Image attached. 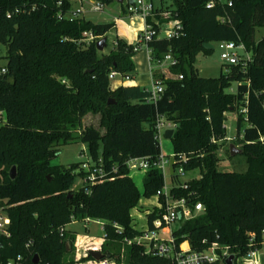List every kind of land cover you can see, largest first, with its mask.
<instances>
[{"label": "trees", "instance_id": "trees-1", "mask_svg": "<svg viewBox=\"0 0 264 264\" xmlns=\"http://www.w3.org/2000/svg\"><path fill=\"white\" fill-rule=\"evenodd\" d=\"M126 1L132 0H123L121 17ZM170 2L156 14L171 12L182 24V36L153 40L149 49L154 59L170 54L177 63L170 70L182 80L159 77L163 93L154 105L146 103V88L110 89V72L130 80L135 76L131 45L116 38L107 55L96 50L114 24L57 20L71 10L69 0H0V47L6 61L5 72H0V210L9 221L8 236L0 235V264H35V257L36 264L95 262L88 255L78 262L68 260L75 235L65 228L86 219L100 222L104 233L103 258L97 264H122L123 257L125 264H173L133 243L142 232L130 215L140 197L149 200L163 189L161 172L150 168L140 194L125 166L129 159L154 160L160 154L153 129L158 117L175 125L169 140L175 167L200 173L186 182L187 190L171 189L175 197L190 195L203 207L172 231L176 247L187 242L190 251L200 253L217 244L228 248L233 264L262 248L264 36L255 41V34L264 30V0H232L230 7L221 0ZM209 2L214 6L207 9ZM84 33L97 39L85 43ZM218 43L242 45L250 61L226 66L218 78L199 77L197 57L213 52L202 45ZM109 100L114 104L108 105ZM228 113L236 115L237 135L231 145L246 157L247 169L241 174L217 172ZM89 114L100 116L98 129L83 126ZM74 141L87 145L91 160L101 159L105 171L115 169L89 194L75 192L72 171L79 165L64 169L52 163L58 148ZM12 168L14 180L9 177ZM160 213L155 208L147 216L149 230ZM225 260L217 252L213 264Z\"/></svg>", "mask_w": 264, "mask_h": 264}, {"label": "built area", "instance_id": "built-area-1", "mask_svg": "<svg viewBox=\"0 0 264 264\" xmlns=\"http://www.w3.org/2000/svg\"><path fill=\"white\" fill-rule=\"evenodd\" d=\"M226 1L228 7H230L232 5V0ZM76 4L77 6L73 9L71 8L69 12L59 14L57 20H67L71 22L84 19V14L86 12L84 9L85 5L89 6L88 12L90 14L102 13L104 8L100 3L92 2L91 0H76ZM124 6L126 18L138 17L144 22L143 30L137 36L135 43L131 45L133 53L145 54L149 73L152 78L156 70H159L160 73H165V71L168 72L177 64L176 61L170 54H166L162 59H154L152 51L149 49V44L153 40H172L181 37L183 32L181 22L175 19L171 12L156 14L157 9H155L150 0H132V4H129L126 1ZM213 6L214 2H209L206 5V8L210 9ZM156 17L164 18L165 22L160 23ZM148 20H150V23L147 22ZM83 37L85 43L94 42L97 39L91 33H84ZM213 46L219 50L220 60L226 66H236L240 62L247 63L250 61L251 56L245 51L242 45H235L234 43H218ZM0 72L3 74L5 71L1 69ZM108 79L111 83L115 80H118L120 83H125L130 80L128 77H122L115 72H110ZM176 80H182V77L178 76ZM147 90L149 96L146 103L155 105L161 99L163 93L161 82L159 80L154 82L151 88ZM1 120L2 116L0 115V122ZM153 129L155 131V140L160 145L161 138H165V132L169 130L174 132L175 125L166 121L162 117H158ZM232 141L233 140L228 138L225 139L226 143H231ZM81 158H83L79 169L83 175L81 189H83L86 194H89V190L92 186L106 181L111 174L115 173V169L110 172L105 171L101 159L97 162H93L91 158L84 154ZM170 158H173L172 154L170 156H165L160 150V154L154 160L150 158H139L129 159L125 162V166L128 169L130 176L133 172L145 174L150 168H154L161 172L163 180V189L155 196L158 205L157 209L161 213L158 214L157 218L152 222L153 229L142 232V235L136 238L133 243L136 245H145L147 248L146 254L170 260L173 264H213L217 261V252L221 253V258L227 259L230 256L228 248H220L217 244L211 245L209 250L200 253L192 252L190 249L184 250L182 245L178 248L176 247L174 238L172 237V226L195 218L202 212L203 207L200 203H193L190 195L186 198H177L171 194V189L173 187H167V181L169 180L172 183L178 178L183 177L186 173L183 171L182 167L176 168L174 165L173 175H170ZM183 161H185V159H183ZM174 186L181 190H187L186 183ZM91 222L96 225L100 224L102 228L101 223L97 221L86 219L82 223L89 224ZM8 223L9 221L6 218L2 220V223H0V235L8 236L6 232ZM160 230L167 231L168 236L165 238L159 236L158 231ZM257 255L258 250L250 251L247 257L241 259V264H252L251 262L257 257ZM98 264L108 263L101 262Z\"/></svg>", "mask_w": 264, "mask_h": 264}, {"label": "rangeland", "instance_id": "rangeland-1", "mask_svg": "<svg viewBox=\"0 0 264 264\" xmlns=\"http://www.w3.org/2000/svg\"><path fill=\"white\" fill-rule=\"evenodd\" d=\"M71 3L77 6L76 0H69ZM225 2L226 0H221ZM155 8H167L170 6V0H165L161 2L159 0H152ZM72 5V4H71ZM124 6V5H123ZM73 7V6H72ZM84 9L86 10L84 14L85 20H90L94 24H114V28L111 29L106 35V45L104 50L100 53L102 55H107L113 48V41L118 38L125 41L128 45H132L135 43L134 40H131L132 32L128 28L131 26V20L129 18H121L120 10L121 6L118 4H112L111 6L104 7L102 13L90 14L89 6L85 5ZM121 19V20H119ZM119 20V21H117ZM264 36V30H257L255 34V41H259L261 37ZM133 41V42H132ZM132 43V44H130ZM5 49L0 47V70L5 67L6 61L4 58ZM220 52L217 48H214L213 52L209 56L199 55L196 60L195 68L197 70L198 76L201 78H218L221 73L225 74L226 65L220 60ZM135 66V78L139 81L140 84L144 85L146 89H150L154 82L159 80L161 77L163 80H176L178 75L169 70L165 73H160L159 70L154 72L156 78H152L149 75L147 70V63L145 59L144 53H137L132 59ZM166 68V67H165ZM150 76V77H149ZM113 86L110 82V89ZM236 89V85L232 86V90ZM99 115H87L82 119V124L84 127L92 126L94 128H99ZM226 129V138L230 140H234L236 138V115L234 113L226 114V121L224 124ZM103 132V130H101ZM231 143H226L225 147H221V151L218 153V158L220 160L217 166V172L219 173H245L247 169L246 157L244 155H236L234 157H230L229 154V146ZM160 150L163 155L170 156L172 149L170 145V141L161 138L160 141ZM100 147L98 149V153L100 154ZM86 155L90 158L88 153L87 145L82 144L80 142L74 141L65 146H60L58 148V155L55 160H53V165L60 166L64 169L69 168L70 166L79 165L78 169L72 171V174L75 175L74 187H78L82 185V178L77 177V174L80 172V163L83 161L81 156ZM199 171L195 170L189 173H186L183 177L178 178L172 183L168 180L167 187H175L174 185L183 184L189 182L190 180L199 178ZM144 174L133 172L131 174V178L134 181V184L140 194H142ZM157 208V199L156 197H152L147 200L143 197H140L138 205L135 209L130 212L131 219L133 220L134 228L139 232L149 231V227L147 224V216ZM6 218V212L4 210H0V223L2 220ZM72 225V224H71ZM177 224L172 226V230H175ZM66 231L75 235V241L73 244L74 252L71 254L70 259L74 262H78L81 258L87 256L88 251H97L100 252V248L102 243L104 242V233L100 226V224L96 225L91 222L89 224L76 223L72 226H67L65 228ZM159 236L167 237V231L160 230L158 231ZM124 262V257L122 258V264ZM78 264H97L96 262H86V263H78ZM108 264H112L108 262Z\"/></svg>", "mask_w": 264, "mask_h": 264}, {"label": "water", "instance_id": "water-1", "mask_svg": "<svg viewBox=\"0 0 264 264\" xmlns=\"http://www.w3.org/2000/svg\"><path fill=\"white\" fill-rule=\"evenodd\" d=\"M91 1L92 2H95V0H91ZM116 2L119 5L123 4V0H116ZM129 4H132V1ZM105 45H106V39L105 38L100 39L96 43V50H97V52L101 53L104 50ZM202 47L206 51H213L214 50L213 44H203ZM107 104L108 105H113L114 104V101L113 100H109L107 102ZM172 135H173V131L172 130L166 131L165 134H164L165 139H167V140H170L171 137H172ZM240 153H241V151L238 150L233 145H230L229 146V154H230V157H234L236 155H239ZM173 171H174V160H173V158H170V160H169V173H170V175H173ZM9 177H10L11 180H14V178H15V169L14 168H12V170H11V172L9 174ZM80 189H81V186L76 187L75 188V192H79ZM87 255L90 256L95 262H100L102 260V258H103V256L100 254V252H97V251H88L87 252ZM233 260H234V256L230 255L224 261V264H233ZM34 263L35 264L37 263V258L36 257H35Z\"/></svg>", "mask_w": 264, "mask_h": 264}, {"label": "crops", "instance_id": "crops-1", "mask_svg": "<svg viewBox=\"0 0 264 264\" xmlns=\"http://www.w3.org/2000/svg\"><path fill=\"white\" fill-rule=\"evenodd\" d=\"M70 2V1H69ZM71 3V2H70ZM153 3V2H152ZM72 4V9L75 8L76 6L73 3ZM158 9V8H155ZM121 15V10L120 13ZM121 18H126V17H121ZM121 20V19H119ZM117 20V21H119ZM129 20H131V26H129L128 28L130 29V32H132V36H131V40H136L137 36L140 34V32L143 30L144 27V22L142 21V19L138 18V17H134V18H129ZM161 22L164 21V18L159 17L158 19ZM115 24V23H114ZM133 42V41H132ZM132 44V43H130ZM146 59V56H145ZM147 63V60H146ZM147 70L149 72V67H148V63H147ZM136 75V73H135ZM150 75V73H149ZM150 77V76H149ZM152 79V77H151ZM111 85L113 86V90L117 89L120 86L123 87H140V88H145L144 85L140 84L139 81L135 78V76L133 77V79L129 80L128 82L125 83H120L118 80H115L114 82L111 83ZM172 154V152H171ZM170 154V155H171ZM143 174V173H142ZM145 175V174H144ZM131 177V176H130ZM133 180V179H132ZM134 182V181H133ZM158 206V205H157ZM76 223H73L72 225H75ZM70 225V226H72ZM162 237V236H161ZM165 238V237H164ZM182 248L184 250H189V245L187 242H185L184 244H182ZM252 264H264V243L262 245V248L258 251V255L256 258H254V260L251 262ZM239 264H241V260L239 261Z\"/></svg>", "mask_w": 264, "mask_h": 264}]
</instances>
